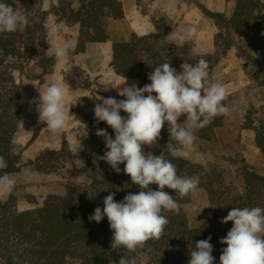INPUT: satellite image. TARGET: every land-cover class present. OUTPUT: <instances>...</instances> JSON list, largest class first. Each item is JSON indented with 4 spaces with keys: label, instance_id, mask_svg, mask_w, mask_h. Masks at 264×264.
Instances as JSON below:
<instances>
[{
    "label": "trees",
    "instance_id": "16d2710c",
    "mask_svg": "<svg viewBox=\"0 0 264 264\" xmlns=\"http://www.w3.org/2000/svg\"><path fill=\"white\" fill-rule=\"evenodd\" d=\"M48 1L50 12L60 20L78 24L75 54L84 52L88 44L108 41L109 22L125 17L120 0H59V6ZM4 2L25 13L28 24L23 32L0 33V156L7 162V167L0 169V175L20 172L23 166L40 173H53L64 169L70 159L65 142L59 149L42 150L25 164L13 142L21 119V85L16 73L29 79H41L43 72L56 61L55 57L47 55L45 43L46 19L50 12L44 8L45 0ZM235 2L229 16L207 11L220 16L228 29L216 34L223 39V44L219 46L215 40V51L201 52L209 63L212 77L223 53L232 46L240 50L245 43L259 50L256 57L242 52L250 58L256 70L264 74V43H257V36L262 33L264 1ZM171 41L162 32L139 35L130 31L127 38L112 40L111 66L117 75L135 78L138 86L143 87L150 83L147 75L158 63L169 62L179 72L185 61L195 63L199 59L190 56L194 47L191 43L178 45ZM260 84L264 85V78ZM107 97L124 99L116 92ZM224 103L228 107V97ZM93 109L92 102L79 108L85 119L91 154L82 166L67 170L70 181L63 194L47 195L41 205L26 209H19L13 197L0 200V264H118L121 255L135 256L138 253L148 257L147 264H187L195 242L209 236L215 258L213 264H220L222 249L227 246L220 240L233 224L231 221L222 223L221 218L234 207L264 208V173L247 163L232 172L210 161V170L205 172L200 163L172 158L167 154L169 133L165 122L157 143L146 145L144 150L156 155L165 151L166 158L177 166L181 176L199 175L198 189L206 194L209 212L199 224L191 225L184 209L191 196L181 199L178 193L165 188L177 200L180 210L178 213H163L169 221L163 235L158 240L147 241L137 253H128L124 249L117 252L110 247L113 230L107 217L99 223L88 217L96 207L103 208V199L110 192L115 193L114 199L119 202L129 192L137 193L140 188L131 182L129 175L123 171L115 172L105 161L94 163V159L106 151L103 137L96 135L97 128L105 129L113 138L114 132L105 122H96ZM121 115L127 114L121 110ZM227 118L228 114L217 116L206 127L195 130L194 135L206 142L216 140L218 130L225 126ZM253 129L257 146L264 154V131L256 126ZM119 167L123 169L124 164ZM149 187L156 190L158 186L150 184Z\"/></svg>",
    "mask_w": 264,
    "mask_h": 264
},
{
    "label": "clouds",
    "instance_id": "9594fccd",
    "mask_svg": "<svg viewBox=\"0 0 264 264\" xmlns=\"http://www.w3.org/2000/svg\"><path fill=\"white\" fill-rule=\"evenodd\" d=\"M51 3L59 6V0H51ZM44 7H49L48 0ZM27 24L25 13L0 0V33L23 32ZM196 31L195 26L181 28L171 43L182 45L191 40ZM74 49L75 44L70 43L51 45L47 55L62 61ZM190 56L199 59L195 63L185 61L179 72L169 62L158 63L147 75L150 83L143 87L136 83L127 85L124 78L118 85L125 86L117 89L124 99L87 95L101 101L95 103L93 109L96 122H105L114 132L113 138L105 129L97 128L96 135L103 137L106 151L96 157L94 163L105 161L115 172L123 171L129 175L131 182L140 188L139 192H129L119 202L114 199L115 193L110 192L103 199V208L96 207L88 217L97 223L107 217L113 230L112 250L137 253L147 241L158 240L163 235L169 222L163 213L180 210L177 200L165 188L178 193L181 199L198 193L199 175L181 176L177 166L166 158L165 151L156 155L144 150L146 145L157 143L167 122V154L175 159H192L190 147L195 141V130L206 127L217 116L229 113L224 103L227 91L210 75L209 63L203 58L201 49L194 46ZM107 86L105 90H108ZM38 91L39 97L34 98L33 103L37 105L39 121L44 122L51 134L67 132L71 120L75 119L69 114V106L77 99L69 102L66 89L57 81ZM121 110L127 115L122 116ZM182 116L186 119L180 123L178 120ZM198 162L205 172L210 170L207 159L201 158ZM120 164H124L123 169ZM6 167V160L0 156V169ZM15 184L13 177L6 173L0 175V190L10 192ZM150 184L157 185V189L150 188ZM229 221L233 222L232 227L220 240L221 244L227 245L219 257L220 264H264V208L234 207L221 218L222 223ZM210 239L209 236L195 242L187 264H213L215 258ZM147 260L143 253L121 255L118 264H147Z\"/></svg>",
    "mask_w": 264,
    "mask_h": 264
},
{
    "label": "rangeland",
    "instance_id": "374dc122",
    "mask_svg": "<svg viewBox=\"0 0 264 264\" xmlns=\"http://www.w3.org/2000/svg\"><path fill=\"white\" fill-rule=\"evenodd\" d=\"M125 17L111 20L108 24L110 39L105 42L88 44L86 50L75 54L69 52L65 60L56 61L41 75V79H29L17 74L20 82L21 119L14 136V149L21 156V162L34 159L42 150L59 149L65 142L70 150V159L66 167L53 173H40L23 166L20 172L9 174L16 181L12 191L0 190V200L13 197L19 209L41 205L50 194H63L70 179L68 171L74 166H82L91 154L86 137L85 119L80 113L81 105L88 102H101L87 95L107 98L111 92L118 93L120 84L126 78L127 85L136 83L135 78L117 75L112 66V40L125 39L130 31L139 35L155 32L164 33L173 38L181 28L195 26L194 37L187 42L198 46L201 52L215 51V40L223 44V39L216 37L218 32L228 29L224 20L216 13L229 16L235 7V0H120ZM49 3V1H48ZM45 4V2H44ZM77 6V2L74 3ZM45 8V7H44ZM47 10L50 12V3ZM212 12L213 14L208 13ZM78 24L60 20L53 12L46 19L47 49L51 45L75 44ZM257 43H264V13L262 14V33ZM221 50V47H218ZM250 57H256L258 49L245 43L238 50L232 46L226 50L218 62L213 79L226 86L228 97V118L225 126L218 130L217 139L212 142L196 138L190 147L192 159L197 162L205 158L210 162L234 172L239 165L249 164L260 173H264V154L256 143L254 126L264 131V74L258 72ZM52 81L60 82L66 89L71 120L67 132L49 133L44 122L39 121L34 98L39 97L38 90H44ZM108 85V86H107ZM111 85L115 86V88ZM108 90H105V87ZM228 86V87H227ZM229 88V89H228ZM119 94V93H118ZM81 96V97H80ZM67 111V106H66ZM182 116L178 122L182 123ZM76 129H78L77 132ZM191 225L199 224L209 212L205 192L198 189L195 196L184 207Z\"/></svg>",
    "mask_w": 264,
    "mask_h": 264
},
{
    "label": "crops",
    "instance_id": "0c3cea01",
    "mask_svg": "<svg viewBox=\"0 0 264 264\" xmlns=\"http://www.w3.org/2000/svg\"><path fill=\"white\" fill-rule=\"evenodd\" d=\"M262 1H264V0H262ZM264 13V9H263V12H262V14ZM137 80V79H136ZM224 87H226V86H224ZM228 87V86H227ZM226 89V88H225ZM229 89V88H228ZM227 92L229 91V90H226Z\"/></svg>",
    "mask_w": 264,
    "mask_h": 264
}]
</instances>
